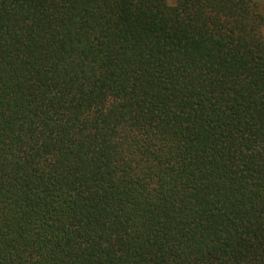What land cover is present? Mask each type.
I'll return each mask as SVG.
<instances>
[{
	"label": "trees",
	"instance_id": "16d2710c",
	"mask_svg": "<svg viewBox=\"0 0 264 264\" xmlns=\"http://www.w3.org/2000/svg\"><path fill=\"white\" fill-rule=\"evenodd\" d=\"M0 264H264V0H0Z\"/></svg>",
	"mask_w": 264,
	"mask_h": 264
}]
</instances>
